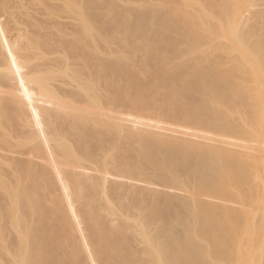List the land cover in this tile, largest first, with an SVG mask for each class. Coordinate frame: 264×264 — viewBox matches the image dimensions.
<instances>
[{
	"label": "bare ground",
	"instance_id": "bare-ground-1",
	"mask_svg": "<svg viewBox=\"0 0 264 264\" xmlns=\"http://www.w3.org/2000/svg\"><path fill=\"white\" fill-rule=\"evenodd\" d=\"M0 264H264V0H0Z\"/></svg>",
	"mask_w": 264,
	"mask_h": 264
}]
</instances>
